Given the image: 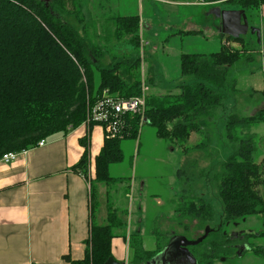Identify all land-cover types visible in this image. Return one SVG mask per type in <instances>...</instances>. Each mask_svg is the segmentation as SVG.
<instances>
[{
  "label": "trees",
  "instance_id": "16d2710c",
  "mask_svg": "<svg viewBox=\"0 0 264 264\" xmlns=\"http://www.w3.org/2000/svg\"><path fill=\"white\" fill-rule=\"evenodd\" d=\"M199 1L210 7L231 3L246 15L257 13L264 6V0ZM65 2L70 3L75 20L80 24L83 9L76 0H0V159L6 153L31 151L41 140L86 126L88 110L103 93L127 99L138 96L141 91L142 57H124L116 63L103 64L105 52L99 43L81 37L65 21ZM112 22L115 42L126 41L133 48L140 45L143 48L138 16H117ZM195 33L194 30L183 32L185 35ZM221 35L224 36L223 46L215 54L180 55V76L193 77L197 80L195 84H182L174 94L147 97L142 121L140 117L125 114L123 119L127 128L123 138L103 140L89 180L90 201L97 185L110 186L123 180L110 176V166L122 162L121 141L136 140L144 124L154 128L158 139L189 144L194 134L199 139L191 149L202 151L207 148L209 138L206 132L211 129V121L217 112L223 108L221 91L225 87L227 71L239 60H248L251 52H255L245 48L244 36L235 39ZM232 44L239 45L240 50L233 48ZM262 54L264 56V52ZM259 125H264V108L250 117L231 114L225 120V138L233 150L212 175L217 197L222 203L221 226L232 228L247 218L264 217V195L259 190L264 186V158L257 163L254 157L257 141L253 128ZM95 126L101 128L98 124L86 126L88 134ZM79 143L83 154L71 170L86 180L90 149L88 136ZM90 201V222L83 257L73 261L65 258L69 264H104L112 258V240L120 236L133 249L134 264H149L169 244L170 240L164 234L163 240L156 236L154 250H145L140 231L128 233L126 222L111 204L106 206V224H95ZM175 214L190 223L196 222L203 234L204 228L214 231L208 227L214 218L212 208L200 197L179 199ZM122 227H125L123 234H116ZM261 240H264V232H238L233 236L221 233L203 253L196 256L189 248L188 251L196 264H215L231 249L241 254L250 252L264 260V241L261 244Z\"/></svg>",
  "mask_w": 264,
  "mask_h": 264
},
{
  "label": "rangeland",
  "instance_id": "374dc122",
  "mask_svg": "<svg viewBox=\"0 0 264 264\" xmlns=\"http://www.w3.org/2000/svg\"><path fill=\"white\" fill-rule=\"evenodd\" d=\"M97 2V0H90L88 8L96 6ZM112 3H115L116 7ZM106 6L111 7V12L116 9L120 16H139L142 49L141 45L133 48L126 41L115 42L112 19L100 24H93L92 21V24L86 27L90 31L84 33L83 25L76 22L74 10H71L69 2H65L64 18L81 37L99 43L101 50L105 52L103 64L116 63L124 57L132 59L142 57L139 79L145 81L149 87L148 97L174 94L178 91L177 87L182 84H195L197 80L193 77L180 76L178 68L180 55H210L219 52L224 41L220 31L221 20L211 11L215 8L223 12L239 10L231 3H221L211 7L206 5L204 8L196 5L168 4V8L174 9V12L166 13L165 4L153 0L150 2L109 0ZM246 16H248L249 27L260 30V45L249 33L244 35L245 48L255 52H251L248 60L241 59L228 69L225 87L221 91L223 108L217 112L216 117L211 121V129L206 132L209 138L207 148L202 151L191 149V145L199 139L194 134L191 135L189 144H181L167 139H158L153 127L145 124L141 126L136 140L121 141L122 162L110 166V176L123 180L110 186L99 184L94 189L92 201L89 197L90 205L92 204L93 207L92 221L95 224H106V206L111 204L124 223L131 216L132 228L137 227L138 220L142 219L143 237L148 238L149 243L144 247L153 249L156 236L163 240L165 233L161 231V226L168 221L165 218L171 213L175 214L179 199L200 197L212 208L214 218L208 227L214 231L209 232L204 228V233H207L204 240L198 245L188 246L194 255L197 256L206 251L209 243L216 241L221 233L222 235L231 233L233 236L238 232H264V217L247 218L240 222L239 226L232 225L234 229L225 225L221 226L222 203L217 197L216 182L212 177L233 150L225 138L226 118L231 114L238 117H250L264 108V56L262 54L264 52V10ZM92 20L99 23L96 17H92ZM189 22L198 26L192 29L197 33L183 34L190 31L187 29ZM232 46L240 50L239 45L232 44ZM152 75L155 76L154 81L149 80ZM253 130L257 141L254 157L256 162L260 163L264 158V125H259ZM87 171L92 173L89 165ZM178 172H180L179 175ZM131 184L134 186L133 189ZM259 190L264 195V186ZM170 220L174 223L172 225L174 231L182 230L180 231L182 236L189 242L194 241L193 236L203 234L196 222L190 223L177 217V214ZM122 228L115 233L123 234L125 227ZM151 230H154L152 235ZM196 230L197 232L193 233ZM263 241L261 240L260 243L263 244ZM238 247L240 250H245L244 247V249ZM127 250L129 257L125 264H134L131 259L133 249L128 246ZM222 256L215 264H264L262 258L246 251L241 254L231 249L230 253Z\"/></svg>",
  "mask_w": 264,
  "mask_h": 264
},
{
  "label": "crops",
  "instance_id": "0c3cea01",
  "mask_svg": "<svg viewBox=\"0 0 264 264\" xmlns=\"http://www.w3.org/2000/svg\"><path fill=\"white\" fill-rule=\"evenodd\" d=\"M76 1L83 9V21L80 24L83 25L84 33L90 31L86 27L92 21L93 24L106 23L120 16L116 9L111 12V7L106 6L109 0H97L96 6L90 9V0ZM153 1L165 4L166 13L174 12V9L168 8V4L206 6L198 0ZM112 4L116 7L115 3ZM263 10L264 6L261 8ZM92 17H96L99 23L94 22ZM196 28L198 26L195 23L189 22L187 29ZM150 78V81H154L155 76ZM86 136L90 148L89 167L93 173L94 159L104 140L102 129L96 126L89 134L87 127L82 125L65 135H54L46 140L44 146L28 151L10 164L0 163V264H69L67 257L72 261L81 260L90 222L89 181L88 177L85 180L71 168L83 154L79 140ZM131 188H134L132 184ZM174 215L171 213L165 218L168 221L161 226V231L170 240L168 245L189 242L182 236V230L174 231V223L170 220ZM131 225L130 216L126 220L128 233L140 231L143 248L154 250L156 238L153 249L144 247L149 243L148 238L143 237L142 219L138 220V228H132ZM153 232L151 230V235ZM195 238L197 236H193V240ZM110 245L112 259L126 263L129 257L126 240L114 238ZM131 257L133 259V252Z\"/></svg>",
  "mask_w": 264,
  "mask_h": 264
},
{
  "label": "built area",
  "instance_id": "2783aa9c",
  "mask_svg": "<svg viewBox=\"0 0 264 264\" xmlns=\"http://www.w3.org/2000/svg\"><path fill=\"white\" fill-rule=\"evenodd\" d=\"M199 3L201 2L199 1ZM140 90L138 96L127 99L113 98L103 93L101 98L88 110V121L85 122V125L98 124L102 129L104 139L123 138L127 128L123 119L125 114L140 117V121L144 119L145 103L149 91L145 81H141ZM45 144L46 141L41 140L34 148L42 147ZM28 151L30 150H21L19 153H6L1 157L0 163L10 164L19 156L26 155ZM91 175L92 173L88 172V181ZM32 264L39 263L34 262Z\"/></svg>",
  "mask_w": 264,
  "mask_h": 264
},
{
  "label": "water",
  "instance_id": "95a60500",
  "mask_svg": "<svg viewBox=\"0 0 264 264\" xmlns=\"http://www.w3.org/2000/svg\"><path fill=\"white\" fill-rule=\"evenodd\" d=\"M44 2H48V0H41ZM212 14H214L217 18H220L221 20V27L220 31L221 34H225L226 36H230L232 38H238L240 36H244L247 33H250V35H254L257 39L258 44H260V30L257 28L249 27L248 20L245 11L243 10H234V11H220L218 8H215L211 11ZM208 231V230H206ZM207 233H204L200 238L191 241V242H175L172 245L166 246L161 253L157 256V258L153 259L149 264H196V260L194 257L189 253L187 247L190 245H197L201 243L204 238L206 237ZM176 245V254L183 253L182 256L186 258L185 261H176L168 262L163 260L164 254L166 251H168L169 248H172ZM180 248V249H179ZM244 249V248H243ZM161 257V259H159ZM173 258V257H172ZM104 264H125V263H118L112 258H108L107 261Z\"/></svg>",
  "mask_w": 264,
  "mask_h": 264
},
{
  "label": "flooded vegetation",
  "instance_id": "af4514ba",
  "mask_svg": "<svg viewBox=\"0 0 264 264\" xmlns=\"http://www.w3.org/2000/svg\"><path fill=\"white\" fill-rule=\"evenodd\" d=\"M230 235H231V233H230ZM181 252H182V250L180 251V254H178V256L175 255L176 254V245H175L172 248H169L168 251L165 252L164 258H162V259L165 260V261H168L170 263L173 262L174 260H176V261H185L186 258L184 256H182L183 253H181ZM159 259H161V257Z\"/></svg>",
  "mask_w": 264,
  "mask_h": 264
}]
</instances>
